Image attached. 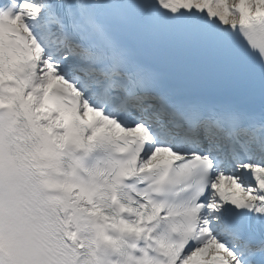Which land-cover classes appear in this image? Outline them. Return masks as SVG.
<instances>
[{
	"label": "snow or ice",
	"instance_id": "snow-or-ice-1",
	"mask_svg": "<svg viewBox=\"0 0 264 264\" xmlns=\"http://www.w3.org/2000/svg\"><path fill=\"white\" fill-rule=\"evenodd\" d=\"M0 264H264V0H0Z\"/></svg>",
	"mask_w": 264,
	"mask_h": 264
}]
</instances>
